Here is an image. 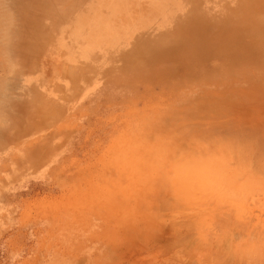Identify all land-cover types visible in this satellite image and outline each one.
<instances>
[{
    "label": "rangeland",
    "instance_id": "1",
    "mask_svg": "<svg viewBox=\"0 0 264 264\" xmlns=\"http://www.w3.org/2000/svg\"><path fill=\"white\" fill-rule=\"evenodd\" d=\"M103 4L0 0V264H264V0Z\"/></svg>",
    "mask_w": 264,
    "mask_h": 264
},
{
    "label": "bare ground",
    "instance_id": "2",
    "mask_svg": "<svg viewBox=\"0 0 264 264\" xmlns=\"http://www.w3.org/2000/svg\"><path fill=\"white\" fill-rule=\"evenodd\" d=\"M103 2H104V4H103V6H105L107 9H109L110 10V13H109V17L110 16H112L113 18H115V17H119V15H118V12L120 11L121 13H123V14H125L126 15V23H128V27H127V29L126 30H133L134 29V23L131 21L132 19H134L135 17L136 18H139V20H138V22L139 21H144V20H149V19H152V18H154V17H156V16H158V18L159 19H157L156 20V22H158L159 23V25H164V23H165V21H166V19H167V16H169V10L167 11V8L170 6L169 4H170V2H171V0H148V5H146L145 7H142L141 8V6H139V8L137 7H135V5H134V2H131V4H129L128 2H126L125 0H102ZM138 1V3H141V2H139L140 0H137ZM136 4V3H135ZM137 5V4H136ZM169 5V6H168ZM128 6H132V9L130 10V12L127 10L128 9ZM134 6V7H133ZM118 7H120V10H117V8ZM136 8V9H135ZM143 9H145V11H143ZM11 10V9H10ZM136 10H139L138 12H139V14H141V15H137V16H134L133 14H134V12L133 11H136ZM142 10V11H141ZM94 12H96L97 13V10H93ZM6 13V12H5ZM136 13V12H135ZM8 14V13H7ZM3 15V14H2ZM5 15V14H4ZM4 15L2 16V17H4ZM136 15V14H135ZM9 16V15H8ZM87 17H84V18H86V19H89L88 21H90L89 22V27H88V31H87V34L84 36H82V38H85L86 39V41L88 42V43H90V42H95V43H97V41H106V40H112V39H116V37H117V35H118V33H117V31H118V29H121L120 27H118L111 19H107V20H105V19H103L102 17H100V16H102V15H100V16H98V13L96 14V15H86ZM106 16V15H105ZM130 16V17H129ZM1 17V18H2ZM17 17H19V16H17ZM127 18H129V19H127ZM140 18H141V20H140ZM18 20V19H17ZM134 21V20H133ZM136 21V20H135ZM16 22V21H15ZM16 23H18V22H16ZM84 23H86V22H84V20H81V21H78V24L80 25V26H82V27H84V28H87L86 27V25H84ZM121 23L124 25V24H126V23H123L122 21H121ZM119 24V23H118ZM140 24V23H139ZM7 25H9V24H7ZM39 25H40V22H39ZM61 25H63V24H59V26H57L58 28H61ZM120 25V24H119ZM131 25V26H130ZM12 26V25H11ZM65 26V25H64ZM4 27V26H3ZM39 28H41V27H39ZM4 29V28H3ZM57 29V28H56ZM12 30V29H11ZM14 30V29H13ZM27 30V29H26ZM25 30V31H26ZM126 30H124V32H126ZM57 31H59V29L57 30ZM71 31V30H70ZM2 32H3V30H2ZM27 33V32H26ZM55 33V32H54ZM85 33V32H84ZM57 34V33H56ZM60 34V33H59ZM70 35H71V32L69 33ZM2 35V34H1ZM7 35H8V33H7ZM69 35V36H70ZM80 35V34H79ZM123 35V34H122ZM9 38H10V36H8ZM76 37V36H75ZM78 37V36H77ZM122 37V36H121ZM62 38V37H61ZM80 38H81V35H80ZM80 38H78V39H80ZM2 39V38H1ZM233 39H235V38H232V39H230V40H227L226 42L228 43V45H231V44H233V43H235V42H237V41H239V39L240 38H237V39H235V40H233ZM253 39H255V41L253 42V43H251V44H248V45H246V47H245V50L246 51H254V50H257V45H260L261 47H262V49H263V51H264V36H258V38H253ZM3 40V39H2ZM65 40V39H64ZM63 40V41H64ZM231 40H233V41H231ZM241 40V39H240ZM229 41V42H228ZM242 41V40H241ZM14 42V41H13ZM65 42V41H64ZM67 42V41H66ZM75 42V41H74ZM243 42V41H242ZM9 43V42H8ZM86 43V42H85ZM7 44V43H6ZM51 44V43H50ZM53 44V43H52ZM71 44V43H70ZM97 44H99V43H97ZM242 44V43H241ZM64 45V44H63ZM52 46V45H51ZM62 46V45H61ZM65 46V45H64ZM239 46V45H238ZM66 47V46H65ZM68 47V46H67ZM77 47V46H76ZM4 48V47H3ZM7 48V47H6ZM10 48H11V46H10ZM24 48V47H23ZM58 48H59V46H58ZM58 48H56V49H58ZM72 48H73V46H72ZM61 49V48H60ZM59 49V50H60ZM65 49V48H64ZM73 49H75V48H73ZM72 49V50H73ZM76 49H78V48H76ZM0 51H2V50H0ZM8 51H10V50H8ZM64 52H65V50H63ZM73 52V51H72ZM71 51H70V53H72ZM78 52H79V49H78ZM91 52V51H90ZM58 53H59V51H58ZM76 53V52H75ZM10 54V53H9ZM67 54V53H66ZM80 54V53H79ZM3 55V54H2ZM75 55V54H74ZM59 56V55H58ZM65 56V55H64ZM80 56V55H79ZM7 57V56H6ZM10 57V56H9ZM77 57H78V54H77ZM3 58V57H2ZM70 58H72V57H70ZM5 59V58H4ZM12 62V61H11ZM14 62V61H13ZM15 63V62H14ZM4 66H6V65H4ZM13 66V65H12ZM11 66V67H12ZM8 67V66H7ZM3 68V67H2ZM11 70V69H10ZM14 70V69H13ZM6 77V76H5ZM4 78V77H3ZM49 79V78H48ZM60 80V79H59ZM45 81H47V80H45ZM0 82H2V81H0ZM6 82V81H5ZM48 84V83H47ZM7 85V84H6ZM1 86H4V81H3V85H1ZM3 88V87H2ZM4 88H6V87H4ZM1 91H4L5 92V90H1ZM38 91V90H37ZM36 91V92H37ZM40 91V90H39ZM38 91V92H39ZM42 91V90H41ZM40 91V92H41ZM44 92V91H43ZM3 95L2 96H6V95H4V93L3 92H1ZM1 95V94H0ZM37 95V94H36ZM40 95H41V93H40ZM34 97V96H33ZM30 98V97H29ZM28 98V99H29ZM45 98V97H44ZM35 99V98H34ZM32 102V101H31ZM38 102V101H37ZM34 103V102H33ZM44 103V102H43ZM3 104V103H2ZM6 104V103H5ZM28 104H30V103H28ZM42 104V103H41ZM31 105V104H30ZM30 105H28V106H30ZM32 105H34V104H32ZM34 107L36 108V106L34 105ZM3 108H5L4 106H3ZM1 110V109H0ZM34 111V110H33ZM3 112V111H2ZM26 112V111H25ZM28 112V111H27ZM31 112V111H30ZM1 113V112H0ZM31 113H34V112H31ZM7 115V114H6ZM26 118V117H25ZM24 118V119H25ZM28 118V117H27ZM17 119H19V118H17ZM8 125V124H7ZM2 130V129H1ZM177 136H179V135H177ZM189 137V136H188ZM188 137H186V138H188ZM176 137H174V139H175ZM173 139V138H172ZM174 139H173V141H174ZM190 139V138H189ZM188 139V140H189ZM181 141L179 142V138H178V142L179 143H181L182 142V139H180ZM172 141V142H173ZM177 141H176V143H177ZM190 141V140H189ZM189 141H188V144H189ZM217 141V140H216ZM235 141V140H234ZM192 142V141H191ZM233 142V141H232ZM240 142V141H239ZM184 143H185V140H184ZM218 143V142H217ZM222 143V142H221ZM241 143V142H240ZM173 144H174V142H173ZM186 144V143H185ZM195 144V146L197 145L196 143H194ZM229 144V143H228ZM177 145V144H176ZM190 145V144H189ZM231 145V144H230ZM234 145V144H233ZM232 145V146H233ZM172 145H170V147H171ZM178 146H179V144H178ZM187 146V145H186ZM235 146H237V145H235ZM243 146V145H242ZM162 147V146H161ZM192 147V146H191ZM203 147V146H202ZM240 147V146H239ZM169 148V147H168ZM172 148V147H171ZM181 148V147H180ZM199 148H201V146L199 147ZM166 149H167V147H166ZM173 149H175V148H173ZM179 149V148H178ZM211 149V148H210ZM161 150H162V148H161ZM168 150V149H167ZM189 150V149H188ZM188 150H186V151H188ZM173 151V150H172ZM257 151V150H256ZM170 152V151H169ZM189 152V151H188ZM254 152H255V150H254ZM179 153H180V151H179ZM178 153V154H179ZM194 153V152H193ZM253 153V152H252ZM168 154V153H167ZM173 154V153H172ZM210 154V153H209ZM169 155V154H168ZM167 155V156H168ZM187 155V154H186ZM211 155V154H210ZM218 155V154H217ZM250 155V154H249ZM165 157V156H164ZM169 157V156H168ZM206 157V156H205ZM250 157V159H251V157H253V156H249ZM175 159H177V157H175ZM257 160V159H256ZM174 161V160H173ZM178 161V160H177ZM253 161V160H252ZM248 162V161H247ZM249 163V162H248ZM253 164V163H252ZM251 164V165H252ZM246 165V164H245ZM248 165V164H247ZM257 168V167H256ZM175 169V168H174ZM260 170V172H262V170L261 169H259ZM259 172V171H258ZM257 172V173H258ZM259 172V173H260ZM264 174V173H263ZM180 181V180H179ZM237 241V240H236Z\"/></svg>",
    "mask_w": 264,
    "mask_h": 264
}]
</instances>
